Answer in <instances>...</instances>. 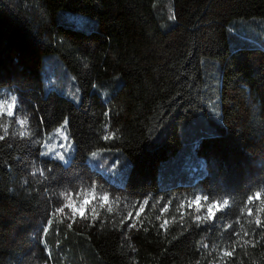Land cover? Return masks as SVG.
<instances>
[{"label": "trees", "instance_id": "trees-1", "mask_svg": "<svg viewBox=\"0 0 264 264\" xmlns=\"http://www.w3.org/2000/svg\"><path fill=\"white\" fill-rule=\"evenodd\" d=\"M260 32L264 0H0V90L17 97L32 133L0 118V264H264V226L249 223L259 201L252 217L240 211L264 187ZM49 60L69 83L53 88ZM73 83L78 104L57 91ZM65 119L74 152L63 165L42 144ZM102 150L128 163L123 185L87 164ZM92 184L120 198L114 211L97 206L93 219L85 209L72 228L52 216L60 192ZM196 195L230 206L197 225L204 210L186 203ZM126 204L137 207L121 223Z\"/></svg>", "mask_w": 264, "mask_h": 264}, {"label": "snow or ice", "instance_id": "snow-or-ice-1", "mask_svg": "<svg viewBox=\"0 0 264 264\" xmlns=\"http://www.w3.org/2000/svg\"><path fill=\"white\" fill-rule=\"evenodd\" d=\"M175 19L174 15L171 17ZM18 100L17 97L12 95L7 99H0V118H15L14 122L20 125V128L17 130V134L21 137L31 136L32 133L28 130V118L25 116L24 118H20L18 115L17 109ZM67 125L68 120L65 119L63 123L55 129L53 135L57 136L58 138L62 139L66 143H61L58 146L56 144H45L47 151L42 153V155H48L49 153L53 154L54 159H58L60 161H65V153L72 149V143L69 140L67 135ZM0 128L3 129V135H0V140H3L8 135V122L5 121L4 123H0ZM110 135H106L104 139H110ZM49 140L52 139L50 135L48 137ZM39 142V141H37ZM57 147L64 149V152L57 151ZM98 152H92L91 155L93 158L98 156ZM41 176L45 175L44 170L36 169ZM50 171V170H49ZM35 174V173H34ZM59 196L63 199L64 203L62 206L57 207L54 209L52 216L54 218H58L59 216L63 215L66 219L70 220L71 223H68V228H72L73 223H76V217L79 216L81 219H87L88 216L85 214V209L90 208L92 213V218L96 219L99 215L97 212V206L100 208H104L107 206V211L112 212L114 211V205L118 206L120 203V198L116 197L110 200L109 194L107 192H98L97 186L95 184L89 185L88 187H82L80 190L73 193L71 190H65L59 193ZM259 201V205L256 206V215L254 217V221H249V223L254 222L257 227H262V221L260 218L259 213L264 212V187L260 190L254 192L252 195L247 197V200L244 206L240 209L241 214H246L249 217L253 216V208L249 207V205H253L254 202ZM95 202V203H94ZM149 203L148 200H144L140 205L139 209L136 211L135 216L139 218L141 213L144 210V207L147 206ZM171 201L168 202L170 204ZM188 208H195L196 213H203L195 215L193 217L194 222L199 225L204 222L213 221L217 219V213L223 212L226 208L230 206V201L228 199L223 200H210L207 195L201 196L196 195L193 198L186 201ZM159 204V201L152 204V207L155 208ZM168 204H165L161 207V213L168 211ZM136 204L132 205H125V208L128 209L127 215L124 217V220L121 223H124L125 220L133 218L132 209L136 208ZM185 207V202L180 203L179 207L177 208L178 212H181V219H183L184 213L181 211ZM68 210L67 212L65 210ZM160 219L161 217L158 215L156 217ZM60 222H63L62 220ZM49 226L51 225L52 221H49ZM168 224V220H164V222L160 225L161 228H165ZM234 224H240L239 218L236 221L230 222L226 225V229H233ZM130 228L137 227V224L133 222L129 225ZM241 231H243L244 236H247L249 233L244 230L243 225H240ZM47 228L44 229L45 233L47 232ZM234 235L240 237L239 232H233ZM242 239V237H240ZM239 240L235 241L234 243H238ZM245 244L250 243V241H244ZM202 247L208 248L209 245L203 244ZM235 248L233 247L232 251H228L226 249L222 250V256L231 257Z\"/></svg>", "mask_w": 264, "mask_h": 264}, {"label": "rangeland", "instance_id": "rangeland-1", "mask_svg": "<svg viewBox=\"0 0 264 264\" xmlns=\"http://www.w3.org/2000/svg\"><path fill=\"white\" fill-rule=\"evenodd\" d=\"M73 20H76L77 22H80V17H73ZM75 23V22H74ZM77 24V23H76ZM75 24V25H76ZM81 25L78 24L75 27H80ZM84 28V27H83ZM87 30V29H85ZM260 38L264 39V33L260 32L259 33ZM53 60H49L48 61V69L49 73L51 74L52 77L49 78V81L51 82V85H54L53 88L57 87V85L59 83H64L67 84L70 82L68 77H65L63 74H59L60 66H58L57 64H53ZM44 76V81L46 82L45 84H47L46 78H45V72L42 73ZM56 74L54 77L53 75ZM58 93L63 95L65 98L69 99L70 101H72L75 104H78L79 102V92L77 87L74 85L70 86H61V88H59ZM12 92H10V90L7 89H2L0 90V99H7L8 97L12 96ZM57 129V128H56ZM55 129L53 131H51L50 133L46 134L44 139H43V144H42V153L47 151V148L45 147V144H56L57 146L61 143H66L65 141H63L62 139L58 138L57 136L53 135ZM52 136V139L49 140L48 137ZM69 140L71 141V139L69 138ZM72 143V141H71ZM57 151L60 152H64V149L57 147L56 149ZM74 152V147H73V143H72V149L69 150L68 152L65 153V161H60L58 159H55L57 161H59L60 163H62L63 165H66L69 163L72 155ZM98 152V156L93 158L92 155L90 154L87 158V164L89 165V167L94 170L97 171L98 173H100L109 183H111L114 186H121L123 185L126 176H127V172H128V163L122 160V157L119 156V154L117 152H113L111 150H102V151H95ZM43 156H48L52 159L53 158V154L49 153L48 155H43ZM179 182H184V180H182L181 178L177 179Z\"/></svg>", "mask_w": 264, "mask_h": 264}]
</instances>
